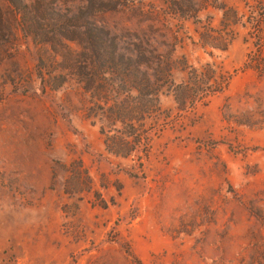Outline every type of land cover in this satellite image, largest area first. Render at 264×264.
<instances>
[{"label": "rangeland", "instance_id": "obj_1", "mask_svg": "<svg viewBox=\"0 0 264 264\" xmlns=\"http://www.w3.org/2000/svg\"><path fill=\"white\" fill-rule=\"evenodd\" d=\"M0 264H264V0H0Z\"/></svg>", "mask_w": 264, "mask_h": 264}, {"label": "trees", "instance_id": "obj_2", "mask_svg": "<svg viewBox=\"0 0 264 264\" xmlns=\"http://www.w3.org/2000/svg\"><path fill=\"white\" fill-rule=\"evenodd\" d=\"M88 38L90 42L94 45V47L100 46L101 48V40L100 38L94 36L92 33L88 34ZM103 58V57H102ZM105 61L100 60L97 58L94 71H96L97 75L104 74L106 72L112 74H124L126 77V82H129L130 85L132 84V89H135L139 94V99L137 102L132 104H126V107L122 110H112L110 111L109 119L111 122L116 123L117 121L124 125V138H129L130 143L133 146L141 143L136 137L137 135L132 128L126 125L127 121H131L132 119L136 120L134 115L138 114H147L152 107H154V102L156 101L157 93L154 92V87L158 85L159 80H154V82L149 83L146 76L144 74L138 75V70L134 65V61L127 58H122L121 60H115L113 56L110 54L105 55ZM139 78V79H138ZM136 79V80H134ZM136 85V86H135ZM153 91V92H152ZM195 96H198V90H194L191 92L184 93L182 97H178L177 101L181 109L185 107L186 101L189 103H193L195 100ZM107 145V142H106ZM112 149L108 150L113 155L121 156V157H128L131 153V147L119 146L112 142ZM128 146V144H125Z\"/></svg>", "mask_w": 264, "mask_h": 264}]
</instances>
